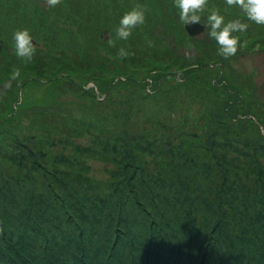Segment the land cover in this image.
<instances>
[{"label":"rangeland","instance_id":"1","mask_svg":"<svg viewBox=\"0 0 264 264\" xmlns=\"http://www.w3.org/2000/svg\"><path fill=\"white\" fill-rule=\"evenodd\" d=\"M137 4L146 23L117 40L120 18ZM211 6L226 19L242 16L225 0ZM200 23L204 33L191 38L173 0H61L54 8L0 0V254L17 232L39 247L38 234L51 239L59 225L81 240L101 236L108 251L136 236L149 246L169 242L164 231L155 236L163 227L187 232L198 259L204 249L215 255L212 237L223 251L242 242L228 236L236 231L230 214L257 215L264 193L255 186L264 180V26L249 22L239 34L246 44L225 59L206 13ZM23 28L36 46L30 62L13 47ZM121 47L133 54L119 58ZM14 68L21 77L6 89ZM45 110L63 131L39 124ZM256 243L225 253L264 262Z\"/></svg>","mask_w":264,"mask_h":264},{"label":"trees","instance_id":"2","mask_svg":"<svg viewBox=\"0 0 264 264\" xmlns=\"http://www.w3.org/2000/svg\"><path fill=\"white\" fill-rule=\"evenodd\" d=\"M75 3L77 5L78 1ZM108 39L104 40L103 37L104 42H107ZM193 39H196V37H193ZM253 112L256 115L258 113V122L264 128V112L260 109L257 110V113L255 111ZM37 115L40 117L39 124L43 127L63 131V128H58L59 123L52 119L53 112L49 110H45V112L39 111ZM255 186L262 188V191H264V180L260 181V183H255ZM256 210L257 215H254L253 211H250L246 215L231 212L230 218H232L231 221L236 226V231L230 221L233 232H229L228 236L234 237L232 238L233 241L240 239L242 242L240 243L238 241L235 245L229 244L226 251L229 250L230 252H234V254L240 255L247 253V250H245L247 241L257 238L258 243L254 245L253 251L264 252V233L260 235L262 229L264 230V193L261 194L260 205H257ZM194 223L196 221L192 222L191 228L194 227ZM33 224L35 225L34 229L36 232H39L42 224L38 223V221H34ZM169 227H171V224ZM159 231L161 233L164 231L165 235L171 236L169 242L167 237H163L165 239H162L161 244H159L160 241L158 240L156 245L149 246L151 245L149 241L147 242L141 236H136L132 242L118 243L114 241L109 251L106 249L108 240L101 242L103 240L101 236L97 237L96 234H92L86 239L81 240L79 238V240L73 235L74 231L64 230L60 225L54 231L52 230L51 239L48 234L47 236L45 233L38 234L42 238L41 246L39 247L34 244V238H28V234L25 232L24 234H18L17 232V237L15 235L10 241H5V243H9V251L7 253L1 252L3 255L0 254V264H205V261L210 257L209 264H264L262 259L261 261L257 259L258 254L254 256L247 255L245 259H235V257L225 253L226 251L221 249L223 245H220L215 237H212L210 244L212 245L214 242L213 246L217 249H214L216 256L214 254L212 255L209 250L204 249L201 254L204 262L199 263L201 256L198 259L195 250H187L189 249L188 247L191 248L192 241H194L187 235V232L183 234L181 231L180 235L178 233L180 229L177 228L167 232V234L163 227L155 231V236H159ZM6 234L7 231L3 235ZM182 237L187 238V244L181 239ZM177 238L183 241V243L176 242ZM226 238L228 239V237ZM260 238L263 239L261 244H259ZM58 240L62 241V243H57ZM10 250L12 251L11 253ZM203 254H206V257Z\"/></svg>","mask_w":264,"mask_h":264},{"label":"clouds","instance_id":"3","mask_svg":"<svg viewBox=\"0 0 264 264\" xmlns=\"http://www.w3.org/2000/svg\"><path fill=\"white\" fill-rule=\"evenodd\" d=\"M45 3L47 7L54 8L61 3V0H45ZM173 3L178 9L179 20L184 25L200 23L201 15L206 13L208 35L218 45V55L225 59L234 57L246 44V41L242 42L239 34L247 32L250 27L249 22L264 26V0H225L229 9H239L242 14L232 19H226L218 7H209V0H173ZM146 11V7L139 4L126 11L115 28L116 39L127 41L135 29L146 23ZM107 43L115 47V40L111 37ZM13 47L15 55L24 62H30L33 59L36 46L29 29L23 28L13 33ZM132 54L124 47H121L117 53L119 58ZM20 77V69L14 68L3 87L10 89L12 82L19 80Z\"/></svg>","mask_w":264,"mask_h":264},{"label":"water","instance_id":"4","mask_svg":"<svg viewBox=\"0 0 264 264\" xmlns=\"http://www.w3.org/2000/svg\"><path fill=\"white\" fill-rule=\"evenodd\" d=\"M185 30L190 37H197L204 33L205 26L201 23H189L185 25ZM109 35L110 34L105 31L103 34L104 40H107Z\"/></svg>","mask_w":264,"mask_h":264}]
</instances>
